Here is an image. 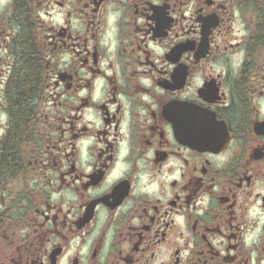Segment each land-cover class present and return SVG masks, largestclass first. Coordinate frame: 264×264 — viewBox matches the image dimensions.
I'll list each match as a JSON object with an SVG mask.
<instances>
[{
    "label": "flooded vegetation",
    "instance_id": "obj_1",
    "mask_svg": "<svg viewBox=\"0 0 264 264\" xmlns=\"http://www.w3.org/2000/svg\"><path fill=\"white\" fill-rule=\"evenodd\" d=\"M0 264H264V0H0Z\"/></svg>",
    "mask_w": 264,
    "mask_h": 264
},
{
    "label": "trees",
    "instance_id": "obj_2",
    "mask_svg": "<svg viewBox=\"0 0 264 264\" xmlns=\"http://www.w3.org/2000/svg\"><path fill=\"white\" fill-rule=\"evenodd\" d=\"M18 90H19V91H22V88L20 87ZM22 92H23V91H22Z\"/></svg>",
    "mask_w": 264,
    "mask_h": 264
}]
</instances>
